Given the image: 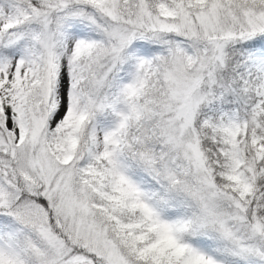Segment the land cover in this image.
<instances>
[{
  "label": "snow or ice",
  "instance_id": "obj_1",
  "mask_svg": "<svg viewBox=\"0 0 264 264\" xmlns=\"http://www.w3.org/2000/svg\"><path fill=\"white\" fill-rule=\"evenodd\" d=\"M0 264H264V0H0Z\"/></svg>",
  "mask_w": 264,
  "mask_h": 264
}]
</instances>
